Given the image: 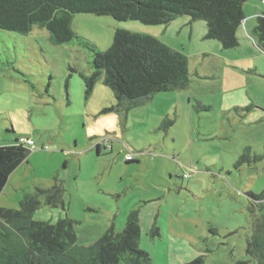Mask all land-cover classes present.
Returning <instances> with one entry per match:
<instances>
[{"label": "rangeland", "instance_id": "374dc122", "mask_svg": "<svg viewBox=\"0 0 264 264\" xmlns=\"http://www.w3.org/2000/svg\"><path fill=\"white\" fill-rule=\"evenodd\" d=\"M242 8L238 44L227 49L205 37V21L188 15L149 25L76 13L74 32L97 51L123 28L186 56L185 88L129 108L115 106L102 78L85 95L80 75L91 73L94 56L86 47L53 44L38 27L0 29V152L7 159L11 146L27 149L7 163L0 207L16 209L25 194L56 182L63 206L39 196L32 219L76 220L77 244H92L110 226L121 232L139 209V245L150 256L144 264L198 255L204 264L247 260L255 220L247 193L264 188V50L253 33L264 1L244 0Z\"/></svg>", "mask_w": 264, "mask_h": 264}, {"label": "trees", "instance_id": "16d2710c", "mask_svg": "<svg viewBox=\"0 0 264 264\" xmlns=\"http://www.w3.org/2000/svg\"><path fill=\"white\" fill-rule=\"evenodd\" d=\"M243 3L244 0H0V29L28 34L38 27L48 32L53 44L75 42L86 47L94 56L91 73L80 75L85 95L89 96L102 78L112 92L115 106L129 108L156 93L185 88L189 82L186 56L152 35L123 28L114 30L106 50L97 51L74 32L72 19L76 13L109 15L119 21L139 20L149 25L167 24L188 15L190 20L205 21V37L218 40L227 49L238 44L236 31L244 20ZM253 33L257 46L264 50V12L256 17ZM10 149L13 152L7 159L0 152V193L8 179V161H17L27 152L18 145ZM125 160L132 161L133 157ZM62 194V185L55 182L25 194L16 209L0 207V264H144L150 260L149 253L139 245V209L128 214L121 232L110 226L90 245L77 244L76 220L68 216L54 223L32 219L41 205L39 196L54 207L63 206ZM247 195L249 210L255 217L254 228L246 241L248 259L236 264H264V188ZM182 264H204V259L198 255Z\"/></svg>", "mask_w": 264, "mask_h": 264}, {"label": "built area", "instance_id": "2783aa9c", "mask_svg": "<svg viewBox=\"0 0 264 264\" xmlns=\"http://www.w3.org/2000/svg\"><path fill=\"white\" fill-rule=\"evenodd\" d=\"M28 144H32V142L31 141H28L27 142ZM132 156L131 155H125V159H130ZM185 176H186V174H184Z\"/></svg>", "mask_w": 264, "mask_h": 264}]
</instances>
